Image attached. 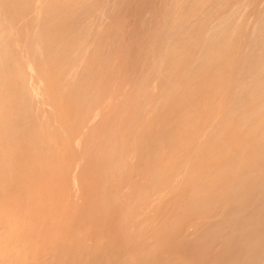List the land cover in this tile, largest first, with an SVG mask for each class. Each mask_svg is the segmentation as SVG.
Instances as JSON below:
<instances>
[{
  "label": "bare ground",
  "instance_id": "6f19581e",
  "mask_svg": "<svg viewBox=\"0 0 264 264\" xmlns=\"http://www.w3.org/2000/svg\"><path fill=\"white\" fill-rule=\"evenodd\" d=\"M210 1L211 0H166V1L164 0V2H163L164 4L162 5L164 7L160 11L158 10L159 12H157V14L156 13L153 14V15H156L155 18L157 20V23L159 22L158 26H152L151 24L148 23V25L146 24V25H143L140 27L141 31L142 30L149 31V29L155 28V31H157L156 33L161 35L162 39L166 38L165 39L166 41L164 40L165 43L162 44L158 49L159 55L154 61V64H156V65H154L152 68H150L149 75H147L145 77V80L143 81L144 88H141L139 90V92L141 94H143L146 91L145 89L147 87V84H149V86L151 85V82L153 81V80H151L152 79L151 76L154 77V75L158 71V69L159 70L161 69V71H163L165 73V79H162L160 86L163 87L162 89H164V90L170 89V91H169L170 93H173V90H171V89H173L172 87L175 86L176 77H178L180 79L181 77L186 76L185 84H183L184 83L183 82L182 83L183 86H181V89L178 88L180 95H182L181 93H183L184 98H185L187 90L189 88L188 86L191 83L198 81L203 76L207 77V75L202 76L200 74V73L203 74V71H201V70H200L201 72L199 71V75H201V76H199L198 73L195 72V70L193 69V65H195V63H198V61H200L202 64H204V63L210 64L212 68L223 67L221 65V62L223 61V59H225L223 56L226 55L228 53V51L231 49V42L236 38H244V36H243L244 32L241 28L242 26L240 25L243 22H242L241 18L233 21V19L228 16L229 15L228 12H226L225 9H223V5L226 2V0H223L222 3H218L219 5H217V6L214 4L209 5L208 3H211ZM86 3H88L87 0H0V16H2L3 19H4V17H6L10 21L12 28L15 29V35L19 36V40L21 37L22 38H24V36L26 37V40L24 38V40L26 42L25 46L27 45V47L25 49H28V47H29V50L25 51L23 54L26 59H24V57L19 53L20 51H18V50H17V52H15L14 50H12V51L10 50L11 52H14V53L10 52L9 54H7V53L5 54L3 52L4 54L1 55V53H0V69L2 68V70L5 71V72L4 71L0 72V81H1L0 86L4 87L0 92V101L3 102L1 104H3V105L6 104L5 106H7L9 108V109H7L8 113L6 111H3V113H6L5 118L1 117V116H4V115H2L3 113L1 114L0 117H1V119H5V121L9 124L7 125L3 120H0V121H2L3 126H4V124H6L5 128L6 127L10 128L11 126H13V127H17L16 129H19V131H17V130L15 131L14 130L15 128H14L13 129L14 132H13V130L10 129L12 131L11 132L8 129V132L10 131V133H8L6 131V134H10V135H7V136H14V138H17V136L20 135L19 132H21V134L23 132L24 134L27 135V136L24 135L27 138L28 133L33 132L34 134H36V135L32 134V137H34V136L35 137L32 138L33 141L32 142L30 141V142L33 143L34 139L36 141V138L37 139L40 138L41 134H37V132L39 133V131L45 125L44 124V118L46 119V117H47L46 114L49 113L42 108V106L46 105V103H44V101L41 98L38 99L36 93L34 92V89L32 90V88H30L31 84L29 81L33 77V73L31 72V68L30 69H29V67L27 68L26 65H28V63L33 59L37 62V64L38 63L39 64L44 63V65L46 64L50 68H59L61 71H66L68 68H70V67H66V66L63 67L64 65L67 64V62L71 61V62L77 63V62L81 61L80 56L83 53H80V52L84 49L85 44L88 43L90 40L93 42L90 35L92 34L91 36H93V33H97V34L103 33L104 30L102 31L101 25H96V22H98L101 19V17L99 15H97L96 9L87 7ZM233 12H236V10H234ZM253 12H254L252 14L253 17L254 18L256 17V28H257L256 33H255L256 37L253 38V40H252L253 43L256 41V47L253 48V51L257 52L259 55H258L257 60L254 58L251 62H249L250 67L246 73V76L245 77L243 76L244 78H242V76L241 77L239 76V80H236L235 85L233 86L232 90L230 92H228L229 97L227 99L223 98L225 94L220 97L219 96L220 93H218L217 91H211L207 87L203 86L204 90H202L201 92L199 91L201 93V95L199 97H197L200 99L199 101H202V106L200 109H198V111H197V109L182 108L183 106H185V105L182 106V104L184 103V100L182 101L183 98L181 99V101L183 103L179 101L181 106H182L181 107L178 104L177 108H179V109L176 108L178 101L176 102L174 107H171V108H173L171 110H170V107H167V106H166L167 108L164 107L163 109H165V110H163V111H165V112H163V111L162 112H163V114H166L168 112V118H169L167 121L168 124H169V122H173V121L177 120L176 118L178 117V120L176 121L177 124H171V125L169 124L170 128L168 127L169 128L168 132L167 131L165 132L166 135H165L164 139H167V142H169V140L171 139L172 142L169 143V147H166V146H168L167 145L168 143L164 142V140H163L164 144L162 143V141L159 142L160 144L159 143H154V144L152 143L153 146L150 148L149 157L145 161H143V165L142 166L140 165L139 168H136V169L133 168L134 169L133 171L129 170L127 162L129 161V157H131V156L128 154L129 151L128 152L126 151L127 149H125V147H127V146H125L124 144H126L127 142H130V145H131V142L133 143V140H131V139L135 140V138H136L134 133L135 132L138 133V131H139L138 129L142 128V127L140 128V126H138V125H141L139 123V122H141L140 120L141 119L143 120V118L147 116V114H146L147 113V106H146L147 104H141V101H140L137 106L133 105V106H136V110L133 111V113H131V112L126 113L125 110H123V112L127 115H125V117H124V115H122L123 119L118 122L120 124L122 121V123H121L122 128H120V126L116 127L115 129L112 128L110 133L106 134V132H105L104 134H102L103 132L102 133L100 132L102 135L98 134L99 136H97L96 133H93V132L90 133V131H91V129H94L93 127L95 125L98 126V124L101 121L99 122V121L95 120L97 122L94 125L92 122V125H90V126H89V124L88 125L86 124L87 120L89 119L91 114L94 112L93 109H92V111L90 110V108L93 105H95L98 109H101L99 107H102V108L105 107V106H103L104 102L102 101L100 103L99 102L100 98L98 99L97 96H99V95H100L99 97L104 96L107 92L102 87H101L102 89H99V86H97V89L91 88V89L83 92L84 103H83L82 111L80 113H78L74 119H71V121H67L66 123L63 122L64 123L63 127H64V129H66V133H68V134L72 133L73 136L76 135V137H75L76 139H77V136L80 139L81 136L85 137L88 133L95 134V136L94 135L89 136V137L94 136V137H92V139L95 138L96 147H93L94 149L91 152L89 150H87V153L89 151L88 160L91 157L93 161H95L98 164H101L100 166L104 165L103 169L101 170V173H103L104 175H108V176L112 177L114 180L116 179L115 182L111 183V184H113V186L108 183L109 187L110 186H112V187H115V186L122 187L123 186V188L126 187V188L130 189L132 187L135 188V186L138 184L140 186V183L142 181L145 182L144 183L145 185L147 184V181L149 183L146 185L147 187L144 185L143 186L144 188L142 187V189H139L140 188L139 187L136 190L134 189L133 191L131 190L130 192L125 193V204L126 205L125 204L124 205L127 207L124 210L123 216L121 215L122 220L119 218L120 219V221H119V219L117 218L118 222H122L121 225L122 224H138V225L141 224L140 229L134 230L131 233V230H129L128 227H126L124 225L123 230H121V229H119L120 231L118 230L119 232L122 231L121 233L116 232V229H114V231H111V233L108 232V230L106 232L107 235L109 236L107 239H110V237H111V238H115L116 240H118L119 246H114L113 248L116 247L117 249L116 248L115 249L118 250L119 253L120 252L123 254L124 253H127V254L128 253L129 254L135 253L134 256L137 255L139 257V259H141V263H142V256L143 257L146 256V259H148L150 256H151V258L156 257V259L158 260V259L162 258L161 257L162 254H166V256H167L168 253H174V252L176 253L177 251H182V253H186L187 255H189V258L186 257L187 260H185L183 262H182V260H180L179 262L177 261V263L175 261V264H264V66L262 67V65H261L262 63H264V15L260 16V11L259 12L253 11ZM205 14H206L208 19L209 18L212 20L215 19L216 22H215V24H212V25L209 24L208 26H206L207 28L204 29V28H201V25L203 24L202 23L203 22L202 21V15H205ZM153 22L155 23V21H153ZM19 23H21V24H19ZM198 26H200V27H198ZM1 27H2V25L0 26V30L2 29ZM107 27H108V25H107ZM6 28H7V26H6ZM16 31H17V33H19V32H26V33H24L23 35H18L16 33ZM155 31H154V33H155ZM5 32H6V30H5ZM1 34H3V33L1 32ZM37 34L43 35L46 39L44 41L34 42L32 40V38H33V36H36ZM7 35H5V36H7ZM9 35L7 36L8 38L12 37V36L9 37ZM0 38H3L2 35ZM37 39L38 40H36V41L40 40L39 38H37ZM244 39L246 40V38H244ZM1 40H4V39H1ZM5 40H6V38H5ZM5 40L3 42H5ZM7 42H8V44L10 43L9 39L6 40V42L4 44H6ZM70 43L73 44V47L66 50L65 49L66 46L68 47V46L72 45ZM8 44H6V45H8ZM241 45H242V43H241ZM25 46H21V47H25ZM5 47L6 46H4V48ZM94 47H96V46L94 45ZM97 47H98V45H97ZM192 47H195L198 50V53H195L194 55L192 54L190 56L184 55L185 51L192 48ZM232 50H234V49H232ZM232 50H230V51H232ZM0 52H2V51H0ZM95 60L97 62V59H95ZM22 62H25L26 65L23 66L24 64ZM157 63H159V64H157ZM239 64H241V63H239ZM3 66H5V67L10 66V67L8 70H5V68H3ZM187 66H189L190 68H186ZM78 67H80V66H78ZM83 67L85 68L84 65H83ZM157 67H158V69H157ZM200 67H201V65H200ZM107 68H108V66H107ZM180 68H182V69H180ZM75 69H73V70L75 71ZM207 69H209V68H207ZM228 69L231 70L230 68H228ZM2 70H0V71H2ZM33 70H36V69H33ZM197 70H199V69H197ZM238 71L239 70H237V72ZM89 72H91V71H89ZM81 73H82V71H81ZM45 74L50 76V74L48 72L46 73V71H44V70L43 71L41 70L38 75L40 76V75H45ZM78 75H76V74L74 75L73 73L70 74L69 76L67 75L68 80H69V84H70V82L72 83L73 81H77L75 78ZM205 77H203V78H205ZM85 78L86 77H84V79ZM104 78H106V77H103V79ZM108 78L110 80V82L108 84H111V82L114 78H111L110 75L108 76ZM178 78H177V80H178ZM215 78L216 77H214L212 79H215ZM41 79L42 78H40V80ZM60 79H62V78H60ZM50 80H51V77H50ZM62 81H63V79H62ZM87 81H88V79H85V82H87ZM96 81L99 82L100 78H99V80H96ZM218 81H219V79H218ZM209 82H210L209 84H213L214 81H211L209 79ZM18 83L22 84V86L23 85L24 86L21 87V85L19 86ZM60 83H62V82H60ZM200 83H203V82L200 81ZM196 84H197V82H196ZM177 85H178V83H177ZM215 85L216 84L214 82L213 86H215ZM18 86H19V88H18ZM47 87H49V86H47ZM176 88H174V89H176ZM65 89H66V87H65ZM147 89L149 90L148 87H147ZM62 90H63V87L61 88V91ZM67 90H68V88H67ZM67 90H65V91H67ZM45 91H46L45 93H47V92H49V93L58 92V94L56 95L57 98L61 92L59 90V88L57 87V85H55L54 88H52V87L46 88ZM69 91H72V90L71 89L68 90V94H69ZM164 93L160 92L159 95H161V94L165 95ZM168 93H167V95H169ZM71 95H72V93H71ZM210 95H213V97L210 98L209 97ZM93 96H94L95 100L93 99ZM66 97H68V96H66ZM105 97H106V95H105ZM181 97L182 96H180V98ZM60 98L62 99V96ZM69 98L72 99L70 95H69ZM79 98L80 97H78V99ZM171 98H173V97H171ZM180 98H179V100H180ZM222 98H223V105L220 106V101L222 100ZM186 99H187V97H186ZM188 99H190V97H188ZM188 99L186 101H188ZM193 99H194V97L192 98V102L193 101L196 102V100H193ZM176 100L177 99L173 100V102ZM11 101L12 102H14V101L18 102L19 101V104H20L19 108L20 109L19 110H18V108L15 109V110H18L15 113L14 112L12 113V111H11L12 109L10 110L12 105L11 104H10L11 106L7 105L9 102L11 103ZM67 101H69V99H67ZM142 101H143V99H142ZM145 101L146 100L144 99V102ZM57 102L60 103L61 101L57 100ZM230 103L231 104L235 103V104L231 105ZM14 104L16 105V103H14ZM14 104H13V106H14ZM62 104L65 105L67 103L63 101ZM62 104L60 107L64 106V105L62 106ZM74 104H76V103H74ZM99 104H102V105L98 106ZM187 104H188V102H187ZM187 104H186V106H187ZM76 105H78V104H76ZM80 105H81V103H80ZM106 105H107L106 107H108V104H106ZM167 105H168V103H167ZM48 106H50V105L48 104ZM0 107H4V106L0 105ZM50 107H52V106H50ZM76 107H78V106H76ZM193 107H195V106H192V108ZM4 108L6 109V107H4ZM4 108H3V110H4ZM153 108L155 109V107H153ZM195 108H197V107H195ZM167 109H169V110H167ZM128 110H129V108H128ZM0 111H2V108L0 109ZM129 111H127V112H129ZM65 112H67V111L65 110ZM117 112L119 113V110ZM123 112L119 113V114H123ZM238 112L239 113L242 112L244 114L243 119L239 120L238 122L236 120L233 121L231 119V117L234 114H237ZM55 113H52V114H55ZM60 113L64 114V110L63 111L61 110ZM110 113H111V111H110ZM103 114H104V112H103ZM105 114H107V113L105 112ZM173 115H176L177 117H175ZM100 116H101V114L99 115V118H100ZM116 116H118V115H116ZM122 116H118V118L120 117L119 119H121ZM157 116L163 120V118L160 115H157ZM163 116H165V115H163ZM253 116H255L256 118L254 119ZM54 117L55 116L51 117V118H53L52 119L53 121L55 120ZM69 117L71 118V116H69ZM60 118H62V117H60ZM66 118L67 117H65V119ZM197 118L202 119L200 121V123L197 122V120H198ZM116 119L117 118L114 117V120H116ZM230 119H231L232 123L237 122L236 127L239 128L238 131H237V129L232 131V129H233L232 127L234 126L235 123L233 124V126L229 125L231 123V121H229ZM49 120H50V118H49ZM101 120H102V116H101ZM151 120L153 121L152 118H151ZM164 120L166 121L167 119H164ZM76 121L79 123L78 125H80V122H81V126L76 127L77 126V125H75V124H77V123H75ZM10 122H12L14 125ZM227 122H228V125L226 124ZM2 123H0L1 126H2ZM68 123L75 125V128L73 129L72 126L70 125V129H68V127H67ZM107 123H110V122H107ZM115 123H117V121H114V125L115 126L119 125L118 123L117 124H115ZM217 123H225L226 125H224V126H231V128L227 127L232 132L229 133L230 135L228 138H226V139L223 138L225 140H223L220 137H222L221 135H224L225 131L227 132L228 129L226 130V127H225L224 129L222 128L220 131H216L215 126ZM50 124H51V120H50ZM50 124H49V126L52 127L53 125L51 126ZM53 124H56V123H53ZM9 125H10V127H9ZM101 125L103 126V123L100 124L99 127ZM146 125H148V122ZM85 126H86V129L88 128L87 129L88 132L83 131V127H85ZM150 126L153 127L152 124ZM150 126H148V127H150ZM158 126H159V124H158ZM158 126H156V127H158ZM54 128H55V126L53 127V129ZM143 128H145V127L143 126ZM56 129L53 131L55 132ZM104 129H106V127ZM119 129H121L123 131L126 130L125 132H127V134H128V132L131 134H129V136L119 137L118 131H121ZM146 129H148V128H146ZM5 130H7V129H5ZM60 130H62V129H60ZM151 131H152V129H151ZM4 133H5V131H4ZM4 133H2L0 131V136H1V134H3L1 136L3 139H5L4 135L6 137V134H4ZM41 133H43L42 130H41ZM62 133H65V131ZM143 133H145V132H143ZM147 133L149 134V132H147ZM55 134L56 133H52V134L50 133L49 137L56 136L57 134L56 135ZM37 135L39 136V138ZM45 135L46 134L41 135L42 136L41 141H39V140L36 141V143L34 145L32 144L33 146L28 141V138H27V140H26V138H24V136H22L23 139H22V137H20V138L22 140L25 139L28 142L27 144L25 143L26 145H29V143H30V145L32 146V148L30 149L32 156L35 155L32 152H38L39 151L40 154L38 153V155H36V158H38L39 155H41L39 157H42V154H41L42 151L41 150H43L42 153H44L45 150H49L50 154L53 152L57 153L58 158H56L55 162L57 164H59L60 166H61V164L64 163V161L66 162V159L71 158V157H73V159H74L75 156L78 157L77 155H78L79 151L76 152L77 149L73 148L72 145L70 146L68 141L62 143V146H63L62 150L61 149L58 150L57 148L52 149L51 146L53 143L51 144L50 147L47 146L50 144L48 141H46V138L48 140V137H47L48 134H47V136H45ZM62 135H64V134H62ZM120 136H121V134H120ZM1 137H0V139H1ZM219 138L221 139V141H219ZM17 139H19V137ZM17 139H15V140L13 139V141H16ZM67 140H69V138ZM70 140H72V139H70ZM16 142H18V141H16ZM95 142H93V143H95ZM50 143H51V141H50ZM70 143H71V141H70ZM11 145H12V143H11ZM55 145L56 144H54V146ZM90 146H92V144H90ZM134 146H135V148H137V146H138L137 143H134ZM120 147L122 149L124 148L123 151L124 150L125 151L122 152L121 150H119ZM138 147L140 148V146H138ZM25 148L27 149V147H25ZM28 148H30V147L28 146ZM84 148H85V145H84ZM86 148H88V147L86 146ZM234 148H236L237 150L239 148L241 150H238L237 153H236V150H235V152H232V151H234ZM26 149H22V150H26ZM81 149H82V147H81ZM191 149H193L192 150L193 152H191ZM254 149H255V152H253ZM118 150L120 152H118ZM28 151H29V149H28ZM230 151L232 152V154H229V153H231ZM45 152H47V151H45ZM125 152H127V153H125ZM136 152H138V151H136ZM26 153H24V154H26ZM81 153L84 156L87 154V153L83 154L82 151H81ZM81 153L79 152V155ZM250 153H253V154L250 155ZM226 154H228L229 156L231 155L230 159L227 158L226 159L227 161L225 163L221 162L222 163L221 165H213V163H219V161H221V160L218 161V159L222 155L224 156ZM18 155L20 156V154H18L16 151H14V150L12 151L11 148L0 149V157H7V158H10L13 161H15L19 158ZM46 155H48V154H46ZM46 155H45V157H46ZM57 155H56V157H57ZM82 155L80 157H82ZM33 157H35V156H33ZM42 159L44 160V158H42ZM52 160L54 161V158ZM74 160L69 159V161H73V163H74ZM244 160L247 161V165L243 166V167L238 166L241 161H243V163H244ZM13 161H12V163H13ZM62 161H63V163H61ZM29 162H30V164L33 163V162L31 163V161H29ZM40 162L42 163V160ZM44 163H46V162L44 161ZM47 164H48V162H47ZM47 164H43V165L45 166ZM12 165L13 164H11L10 166H12ZM65 165L68 167L67 164H65ZM60 166H58L57 170L55 167L52 166L55 171H53V169H51L52 172H49V170H48V172H49L48 174H46V171L44 169H42V171L44 170L45 172L38 170L39 168H40V170H41V168H43L41 166L39 168L36 167L35 169H37V170H33V172L34 171H35V173L39 172V173H41L40 174L41 176L51 175L53 177V179H54V177L56 178L57 176H59L60 177L59 179H61V176H62L63 180H64V178L66 180L65 176L68 173H70L68 171L70 169L74 168V166L71 165L72 167L69 170L67 168L66 173H65L64 167H62L64 165H62L61 167ZM136 166H137V163L135 164V167ZM69 167H70V165H69ZM47 168L50 169L49 167H47ZM6 169L10 171L9 173H12L14 171L16 172V169H14V168H7L6 167ZM27 170H29V168ZM83 170H85V169H83ZM80 172H81V169H80ZM84 172L85 171H83V174H84ZM90 172H89V174H90ZM182 172L183 173L185 172L187 175H190L188 173H191V176H187V177H190V179L185 180V182H181L186 177L185 176V177H183V179L180 178L181 179L180 182H179V179H177L178 182H176V183L173 182L175 180L174 179L175 177H177L181 174L183 176ZM50 173H52V174H50ZM86 173H88V172H86ZM86 173H85V175H86ZM14 174H16V173H14ZM64 174H66V175L63 176ZM95 174H96V172H95ZM7 175H8V179L6 178L7 181L2 182L3 183L2 186L5 185V186L9 187V186L14 185V181H12V180H14L12 178V175L11 174H7ZM31 178H32V175H31ZM39 178H41V177H39ZM45 178H46V176H45ZM45 178H43V180L39 179L40 182L44 181ZM49 178H50V176H49ZM172 178L174 179L173 181L171 180ZM67 179H68V177H67ZM122 179H124V180H122ZM17 180L18 179H16L15 181H17ZM32 180H33V178H32ZM154 180H156V181H154ZM19 181H20V179H19ZM47 181L49 182V179ZM51 181H53V180L51 179L50 182ZM57 181H56V185L58 183ZM61 181H62V179H61ZM59 182H60V180H59ZM62 182H61V185H62ZM143 182H142V184H143ZM46 183L47 182H45V184L43 183V185L46 186ZM40 184H42V183H40ZM82 184H84V183H82ZM37 185H38V183H37ZM43 185H41V187L39 186V188H42ZM66 185H67V183H66ZM85 185L88 186L87 183ZM54 186H55V184H54ZM19 188H20V186H19ZM60 188L62 190L63 186H61ZM21 191H22V189H21ZM167 191L170 192V195L174 194L173 195L174 198L171 196H170V199L166 198L169 200H166L165 202H163V204L165 203V206L163 205L162 208H159V206H158L159 209H157V210L154 209L152 211V213H148V214H146L147 211L145 213L142 210V208L145 207L146 205L152 204L154 199L156 198V196L158 197L162 194L164 195L165 192L168 195ZM113 196L115 197V195H113ZM175 197H176V199H175ZM60 198L61 197H59L58 200ZM171 199H175V200L170 201ZM54 200L57 201V197ZM54 200H52V203L54 202ZM113 200H116V199H113ZM59 202H61V201H58V203ZM117 202H118V200H117ZM159 202H160V200H159ZM232 204H233V206H232ZM43 206H45V204ZM56 206H58V205H56ZM59 206H60V204H59ZM64 206H66V205H64ZM70 206H71V204H70ZM169 206H170V208L174 209L175 213H171L170 216H168L166 214L168 217L165 218L163 215L166 213L165 210ZM170 208H169V210H170ZM71 209H73V208H71ZM50 210H54V209L53 208L51 209V207H50ZM150 210H152V209H150ZM41 211H43V210H41ZM121 211H123V210H121ZM78 212H80V211H78ZM163 212H164V214L162 215V219H160V221L158 222L159 224H157V222L155 220L156 219L159 220L161 213H163ZM171 212H173V210H171ZM19 213H21V212L19 211ZM74 213H75V211H74ZM86 213H87V211H86ZM118 213H119V210H118ZM75 214L78 215V213H75ZM67 215H66V217H68ZM94 216H96V215H94ZM208 216L209 217H218L217 221L215 223H213L211 226H209L210 223H208V224L205 223V224H207L206 226L204 225V223H200L199 220L201 218H203V217L208 218ZM18 217H20V216H18ZM103 217H106V216H104V214H103ZM69 218H71V217L69 216ZM69 218L66 220H69ZM106 218H104V220H106ZM30 219H32V218H30ZM37 219H39V217H37ZM21 221H22V219H21ZM61 221H59V222H61ZM97 221H99V220H97ZM225 221L230 222V223H227ZM59 222H58V224H59ZM216 224H217V226H216L217 229H213ZM225 224H229V225L226 226ZM156 226L163 228L164 230L166 229L165 233L163 230V234L158 235L157 231L161 232L162 229L156 230L155 229V228H157ZM168 227H171V228H168ZM90 228H92V227H90ZM111 230H112V228H111ZM202 234H207V236L208 235L211 236L210 238L208 237L207 244L201 243L200 242L201 239H200V241L197 239L200 236L202 237ZM227 234H229V235L227 236ZM102 236H104V235H102ZM130 236H133L132 239H135V242L134 241H133V243L130 242V240H129ZM205 238H204V240H205ZM209 239L212 241H210ZM116 240H115V242H116ZM217 241L221 242V244H220L221 245L220 246L221 252H220V254L216 253L217 255H214L215 252L213 253V252H210L209 250H211L213 247L216 246L215 244ZM166 243H167V245H169V247L166 246ZM218 243H217V245H218ZM158 244L159 245L165 244L166 250H162V251L158 252L159 251V249H158V251H156L155 249L157 248ZM142 245H143V247H142ZM104 246H106V245H104ZM167 247H168V249H167ZM97 252L101 253V250L100 251L97 250ZM118 252L115 254H111V255H116V254H118ZM88 253H89V251H88ZM104 253H105V251H104ZM101 254L102 255L99 254V256H101L102 259L106 258V256L104 257L103 253H101ZM106 254H109V253H106ZM90 255H92V254H90ZM121 255H119V256H121ZM123 256H125V255H123ZM131 256H133V255L131 254ZM170 256H169V259H170ZM115 257H117L116 259L117 260L119 259V261H116L115 263L113 261L114 264H119L118 262L123 261V260L121 261V258H118L117 255L114 256L113 258H115ZM151 260L152 259H150L149 261H151ZM155 260H153V261H155ZM136 261H138V259ZM143 261H144L143 262V264H144L145 259H143ZM161 261L163 262V259ZM124 262L126 263V260ZM162 262H160V263L161 264H167V262L164 263L165 261L163 263ZM99 263L102 264V262H99ZM138 263L141 264L140 262H138ZM146 264H147V260H146ZM155 264H158V262H156ZM171 264H174V263H171Z\"/></svg>",
  "mask_w": 264,
  "mask_h": 264
},
{
  "label": "rangeland",
  "instance_id": "374dc122",
  "mask_svg": "<svg viewBox=\"0 0 264 264\" xmlns=\"http://www.w3.org/2000/svg\"><path fill=\"white\" fill-rule=\"evenodd\" d=\"M87 1L89 4L86 3V6L89 8L96 9L97 15H99L101 17V19L98 22H96V25H101V29H102V31L103 30L104 31L101 34L93 33L94 37L91 36L92 34L90 35L93 42L90 40L88 43L85 44L84 49L80 52V53H83L80 56V58H81L80 62H77V63L71 62V61L67 62V64L64 65L63 67L66 66V67H70V68H68V69L66 68L67 69L66 71H61L59 68H50L46 64L44 65V63L43 64L42 63L37 64V62L33 59L28 63V65H26L25 62H22L24 64L23 66L26 65L27 68L28 67H29V69L31 68V72L33 73V77L29 81L31 84L30 88H32V90L34 89V92L36 93L37 98L38 99L41 98L44 101V103H46V105H47V106L46 105L42 106V108L49 113L46 114V116H47L46 119L44 118V124L45 125L42 127L41 130L44 134H46L45 136H47V134H48V136H47L48 140L46 137L45 138H46V141H48L50 145H47V146L50 147L51 144L53 143L51 146L52 149L57 148L58 150H60V149L62 150L63 149L62 143L68 141L70 146L72 145L73 148L77 149L76 152L79 151L81 153V151H82L84 154V153H87V150H89L90 152L93 151V149H94L93 147H96L95 138L92 139V137L95 136V134H93V133H96L97 136H99V135L104 134L105 132H106V134L110 133L112 128L115 129L116 127H119V126H120V128H122V126H121L122 121L120 124L118 122L123 119L122 115H124V117H125V115H127L123 112V110H125L126 113H130V112L133 113V111L136 110V106L141 101V104H147L146 105L147 106V113H146L147 116L144 117L143 120L139 119L142 122V123L139 122L142 126L141 125H138V126H140V128L141 127L142 128L138 129L139 130L138 133H136V132L134 133L136 138H135V140L131 139V140H133V143L131 142V145H130V142H127L126 144H124L125 146H127V147L124 146L125 149H127L126 151L127 152L129 151L128 154L132 157V158L129 157V161L127 162L128 168L130 171H133L134 169L139 168L140 165L141 166L143 165V161H145L149 157L150 148L153 146L154 143H159L161 141L163 143V140H164V142H167V139H164V137L166 135L165 132L166 131L168 132L171 124H177L176 121L178 120V117L176 115H173V116L177 117L176 118L177 120H175L173 122H169L170 125L168 124V122H167L169 119L168 118V112L166 114H163V112H165V111H163V110H165V109H163L164 107L165 108L170 107V110H171V109H173L171 107H174L176 102L178 101L177 106H176V108H177L178 104L181 106L180 102H182L184 100V103L182 102L183 103L182 106L183 105L186 106L187 102H188V104L186 107L181 106L182 108L197 109V111H198V109H200L202 106V101H199L200 99L197 97H199L201 95L200 92L202 90H204V87H207L211 91H217L218 93H220V95H219L220 97L225 94L223 98L227 99L229 97L228 92H230L232 90L233 86L235 85L236 80H239V76L240 77L242 76V78H244L246 76V73L250 67L249 62H251L254 58L256 60L258 59L259 54L255 51H253V48L256 47V41L253 43L252 40H253V38L256 37L255 33H256L257 28H256V17L254 18L252 14L254 13L253 11H255V12L260 11V16L264 15V0H226V2L223 5V9H225V11L228 12V14H229L228 16L231 17L233 19V21L238 20L239 18L242 19L243 23L240 25L242 26L241 28L244 32L243 36H244V38H246V40L244 38H236L231 42V49L230 50H232V49H234V50H232L233 52L229 50L228 53L223 56L225 58L221 62V65L223 67L212 68L210 64H208V63L202 64L200 61H198V63H195V65H193V69L195 70V72H197L199 75V71L201 70V71H203V74L202 73H200V74L202 76L207 75V77L203 76L205 78L201 77L199 79L203 83H200V81L198 80V81H196L197 84H196V82H193L188 86L189 88H188L187 93H186L187 99H188V97H190V99H188V101H186L187 100L186 97L184 98L183 93H181L182 95H180L179 89H178V88L181 89V86H183V84H185L186 76L181 77L182 79L181 78L179 79L178 77H176V81H175L176 83L174 82L175 86L172 87L173 89H171V90H173V93H170L169 92L170 89L164 90V89H162L163 87L160 86L162 79H165V73L163 71H161V69L159 70L158 67H157V69L159 72L157 71L155 73L154 77L151 76V78H152L151 80H153L151 82V85L149 86V84H147V87L149 88V90L145 86L146 87V89H145L146 93L144 92L145 94L144 93L141 94L139 92V90L141 88H144L143 81L145 80V77L147 75H149L150 68H152L154 65H156V64H154V61L159 55L158 49L162 44L165 43L166 38L162 39L161 35L156 33L157 31H155V28H151V29H149V31H146V30L141 31L140 27L143 25H146V24L148 25V23L151 24L152 26H158L159 22L157 23V20L155 18L156 15H153V14H155V13L157 14V12H159L164 7V6H162L164 4L163 3L164 0H87ZM210 2L211 3H208L209 5L214 4L217 6V5H219L218 3H222L223 0H211ZM234 10H236V12H233ZM153 21H155V23ZM202 21H203L202 22L203 24L201 25V28H204V29L207 28L206 26H208L209 24L212 25V24H215V22H216L215 19H213V20L210 18L208 19L206 14L202 15ZM19 24H21V23H19ZM1 25H2V27H1L2 29L0 30V37H1V35L3 37V38H0V41H1L0 42V44H1L0 45V49H1L0 51H2V52H0L1 55H3L4 53L9 54L12 50H14L15 52H17V50H18V51H20L19 53L24 57V55H23L24 52L29 50V47H28V49H25L27 47V45L25 46L26 37L24 36L25 40L22 37L19 40V36L15 35V29L12 28L10 21L6 17H4V19H3V17L0 16V26ZM107 25H108V27H107ZM6 26H7V28H6ZM198 27H200V26H198ZM5 30H6V32H5ZM154 31H155V33H154ZM1 32L4 35L1 34ZM16 33H17V31H16ZM24 33H26V32H19L17 34L23 35ZM7 34L8 35L10 34L9 37L12 36V37H10L11 39L7 37L8 36ZM5 35H7V36H5ZM5 38H6V40L9 39V41H10L9 44H8V42L6 43L8 45L4 44L6 42ZM37 38H39L40 40L36 41V40H38ZM1 39H4L5 42H3L4 40H1ZM45 39L46 38L40 34H37L36 36H33V38H32V40L34 42L44 41ZM241 43H242V45H241ZM70 44H72V43H70ZM94 45L96 47H94ZM97 45L99 48L97 47ZM4 46H6V47L4 48ZM21 46H25V47H21ZM71 47H73V44L71 46H68V47L66 46L65 49L68 50ZM11 53H14V52H11ZM195 53H198V50L195 47H192V48L186 50L184 55L190 56L192 54L194 55ZM24 59H26V58L24 57ZM95 59H97V62ZM239 63H241V64H239ZM157 64H159V63H157ZM83 65L85 66V68L83 67ZM200 65H201V67H200ZM261 65L263 67L264 63H262ZM78 66H80V67H78ZM107 66H108V68H107ZM6 67L3 66V68H5V70H8L10 66H8L7 68ZM186 68H190V67L187 66ZM207 68H209V69H207ZM228 68H230L232 71L229 70ZM33 69H36V70H33ZM73 69H75V71ZM180 69H182V68H180ZM197 69H199V70H197ZM0 70H2V68ZM39 70L40 71L44 70V71H46V73L48 72L50 74V76H48L46 74H45L46 76L45 75L39 76L38 75L40 72ZM88 70L91 72H89ZM237 70H239V71L237 72ZM3 71L4 70H2L0 72H3ZM81 71H82V73H81ZM72 73L74 75L75 74L76 75L79 74V75L75 78L77 81H73L72 83L70 82V84H69V80H68L67 75L69 76ZM109 75L111 78H114L112 80L111 84H108L110 82V80L108 78ZM201 75H199V76H201ZM50 77H51L52 81L50 80ZM84 77H86L85 79H88V81H87L88 83L85 82ZM103 77H106V78H104L105 80L103 79ZM211 77L212 78L216 77V78L212 79ZM40 78H42V79L40 80ZM60 78H62L63 81ZM99 78H100V81L99 82L96 81V80H99ZM177 78L179 81L177 80ZM209 79L211 81H214L216 85L213 86L214 82H213V84H209L210 83ZM218 79H219V81H218ZM59 81L62 83H60ZM177 83H178V85H177ZM54 84L57 85V87L59 88L60 91H61V88L63 87V90L60 92L58 98L56 97L58 92H53V93L47 92V93H45L46 92L45 89L49 88V87L54 88V86H55ZM0 85H1V81H0ZM18 85L19 86L21 85V87L24 86V85L22 86V84H19V83H18ZM19 86H18V88H19ZM47 86H49V87H47ZM97 86H99V89L103 88L107 92L105 94L106 97H105V95L101 96V97H99L100 95L97 96L98 99L100 98V100H99L100 103L102 101L104 102L103 106H105V107L104 108L99 107L101 109H98L95 105H93L90 108V110L92 111V109H93L94 112L91 114V116L87 120L86 124L87 125L89 124V126H90V125H92V122H93V125L97 121H99V122L101 121V122L98 124V126L95 125L93 127L94 129H91L90 133L93 132L92 134L88 133L85 137L81 136V138H80L81 140L77 136V139H76L75 138L76 135L73 136L72 133H69V134L66 133V129H64L63 125L67 121H71V119H74L75 116L82 111L83 103H84L83 92H85L91 88L97 89ZM65 87H66V89H65ZM0 88H1L0 89V92H1V90L4 87L0 86ZM67 88H68V90H70V89L72 90V91H69V94H68ZM174 88H176V89H174ZM64 89L67 91H65ZM160 92L161 93L165 92L164 93L165 95H163V94L159 95ZM71 93L73 96L71 95ZM167 93L169 95H167ZM69 95L71 96L72 99L69 98ZM61 96H62V99L60 98ZM66 96H68V97H66ZM180 96H182V97L180 98ZM78 97H80V98L78 99ZM171 97H173V98H171ZM193 97H194L193 100H196V102L195 101L192 102ZM209 97L212 98L213 95H210ZM179 98H180V100H179ZM223 98L220 101V106L223 105ZM67 99H69V101H67ZM93 99L95 100L94 96H93ZM142 99H143V101H142ZM144 99L146 100L145 102H144ZM175 99H177V100L173 102V100H175ZM181 99H182V101H181ZM57 100L61 101L60 102L61 104L63 103V101L67 103L65 105L62 104V106L64 105L63 107L65 109L63 107H60L61 104L59 102H57ZM1 103H3V102L0 101V105L6 107V109L4 107H0V109L2 108V111H0V116L3 113V111L7 112L8 111L7 109H9L7 106H5L6 104L3 105ZM12 103L13 104L16 103V105L14 104V106H13ZM74 103H76L78 105H76ZM80 103H81V105H80ZM167 103H168V105H167ZM48 104L52 107L48 106ZM106 104H108V107H106L107 106ZM233 104H235V103H233ZM233 104H231V105H233ZM7 105L11 106L10 110L12 109L11 110L12 113L17 112L20 109L19 108V106H20L19 101L18 102H15V101L12 102L11 101V103L9 102ZM100 105H102V104H99L98 106H100ZM133 105H136V106H133ZM76 106H78V107H76ZM192 106H195L197 108H195V107L192 108ZM153 107H155L156 110ZM3 108H4V110H3ZM17 108H18V110H15ZM128 108L130 111L128 110ZM60 109L62 111L64 110V114L60 113L61 112ZM177 109H179V108H177ZM65 110L67 112H65ZM118 110H119V113L123 112V114H119L117 112ZM167 110H169V109H167ZM110 111H111V113H110ZM127 111H129V112H127ZM103 112H104V114H105V112L107 114L104 115ZM52 113H55V114H52ZM5 114L6 113H3L2 115H4V116H1V117L5 118ZM100 114L102 116V120H101V116L99 118ZM116 115L122 116V118L119 119L120 117L118 118V116H116ZM157 115H160L163 118V120L164 119H167V120L163 121ZM163 115H165V116H163ZM50 116L51 117L55 116L54 117L55 120L53 121L52 120L53 118H51ZM69 116H71V118ZM1 117H0V120H3L8 125L9 123H7L5 121V119H1ZM60 117H62V118H60ZM65 117H67L66 118L67 120L65 119ZM114 117H116L117 119L114 120ZM243 117H244V114L242 112H240V113L238 112L237 114H234L231 117V119L233 121L236 120L238 122L239 120H242ZM253 117H254V119L256 118L255 116H253ZM49 118L51 120V124H50ZM151 118L153 119V121L151 120ZM197 119L199 120V121L197 120L198 123H200V121L202 120L201 118H197ZM231 119L229 121H231ZM95 120H97V121H95ZM114 121H117V123L119 125L115 126ZM52 122L56 123V124H53ZM107 122H110V123H107ZM147 122H148V125H146ZM149 122L150 123L152 122L151 124L153 125V127L150 126L151 124ZM237 122L232 123V121H231L232 124L231 123L229 124V125L233 126V124L235 123L234 126L232 127L233 128L232 131L236 130V129L238 131L239 128L236 127ZM0 123H2V121H0ZM10 123H12V122H10ZM71 123L67 124L68 129H70V125L72 126L73 129L75 128V125H77L76 127L81 126V122H80V125H78L79 123L77 121L75 122V123H77L75 125H73ZM102 123H103V126L101 125L99 127V125ZM117 123H115V124H117ZM6 124H4V126H3V123H2V126L0 125V131L2 133H4V131H5L4 134H6V131L8 132V129L13 130L14 128H15L14 129L15 131L16 130L19 131V129H16L17 127H13V126L10 127L11 124L9 125L10 128H7V127L5 128ZM49 124L51 126L52 125L53 126L50 127ZM158 124H159V126H158ZM226 124L228 125V122ZM226 124L225 123H217L215 126L216 131H220L222 128L224 129L225 127H226V130L228 128H231V126H224ZM54 126H55V128L53 129ZM143 126L145 128H143ZM148 126H150L151 128ZM156 126H158V127H156ZM105 127H106V129H104ZM4 128L7 130H5ZM146 128H148V129L150 128V129L148 130ZM55 129H56V131L54 132L53 130H55ZM60 129H62V130L64 129V130L62 131ZM87 129H86V126L83 127L84 132H88ZM143 129L144 130L146 129V130L144 131ZM151 129H152V131H151ZM14 130H13V132H14ZM41 130L40 131L38 130L39 133L37 132V134L44 135L43 133H41ZM119 130H121V129H119ZM10 131L8 133H10ZM64 131H65V133H62ZM125 131L126 130L118 131L119 137L129 136V134H131L129 132L127 134V132H125ZM232 131L228 129L227 132L225 131L224 135H221L222 137H220V138H222V139L228 138L230 135L229 133H231ZM100 132L101 133L103 132V133L101 134ZM143 132H145V133H143ZM147 132H149V134ZM19 133H20V135L17 136V138L19 137V139L14 138V136H7L10 134H6V137L8 139L5 137V135H4L5 139H3L1 137L3 134H1V136H0L1 137L0 149L11 148L12 151L14 150L18 154H20V156L18 155L19 158L15 161H13L12 159L7 158V157H0V166H1L0 167V264H75V263L76 264H100L99 262H102V264H106L107 262L109 264L110 263L114 264L116 261H119V259L118 260L116 259L117 257L113 258L116 255L118 256V258H121V261L123 260L122 262H118L119 264H127V263L128 264H139L138 262L141 263V259H139V257L137 255L134 256L135 253H131L134 256L133 257L129 253L128 254L127 253L123 254L121 252L119 253L118 250H116L117 249L116 247H115L116 249L113 248L114 246H119L118 240H116L115 238H111V237H110V239H107L109 236L107 235L106 232L108 230V232L111 233V231H114V229H116V232H119L120 231L119 229L123 230L124 225L126 227H128L129 230H131V233L134 230L140 229L141 224H139V225L138 224H122L121 225L122 222H118L117 218L121 219V215L123 216L124 210L127 207V206H125L126 205L125 204V193H128L131 190L133 191L134 189L136 190L139 187H140L139 189H142V187L145 185L144 184L145 182L142 181L143 184L141 182L140 186L138 184L135 186V188L132 187L130 189H128L126 187L123 188V186L122 187H118V186L112 187L113 184H111V183L115 182L116 179L114 180L112 177H110L108 175H104L103 173H101V170L103 169L104 165L100 166L101 164H98L95 161H93L91 157L88 160L89 151L85 156L82 155V153L79 155V152H78V155H77L78 157L75 156V158H74L75 160L73 159V157L66 159V162L64 161V163L67 164L68 167L63 163V161L61 162V163H63V164H61V166L64 165L62 167H64L65 173L67 172V168L69 170L72 166H74V168H72L68 171V172H70L67 174L68 176L66 174L63 175V176L66 175L65 176L66 180H65V178L63 180V178L61 176V179L63 182L61 181V179H59L60 178L59 176H57L58 178L54 177V179L51 175H49L50 178L47 175L41 176L40 175L41 173H39V172L35 173V171L33 172V170H37L35 168L36 167L39 168L40 166L43 168H41V170L39 168L38 170L42 171V169H44L46 171V174H48L49 172H52L51 169H53V171H55L53 167H55L57 170L58 166H60L59 164H57L55 162L56 158H58L57 153L53 152V153H51L52 154L51 155L49 150H45L47 152L44 151V153H42L43 150H41L42 152L41 151L40 152L42 154V157H39V156H41V155H39L38 158H36V155H38L39 151L38 152H32L33 154H35V155H33L35 157H33L31 155L30 149L36 143V141H38V140L41 141L42 136L40 135V138H39V136L37 135L39 139L36 138V141L34 139V142L31 143L33 141L32 138L35 137V136L32 137V134L33 135H36V134H34L33 132L28 133V137H27L28 141L29 142L31 141L30 142L31 145L33 144L31 146L30 143H29V145H26L28 142L26 141L27 138L25 136H27V135L24 134L23 132H22L23 135L21 134V132H19ZM50 133L51 134L56 133L57 135L55 134L56 136L49 137ZM62 134H64V135H62ZM120 134H121V136H120ZM145 134L146 135L148 134V135L146 136ZM91 135H94V136L89 137ZM22 136H24V138H26V140L25 139L22 140L23 139ZM20 137H22V139ZM68 138H69V140H67ZM220 138H219V141H221ZM13 139L14 140L17 139L16 141H18V142L13 141ZM70 139H72V140H70ZM225 139H223V140H225ZM49 140L51 141V143ZM70 141H71V143H70ZM10 142L12 143V145ZM93 142H95V143H93ZM171 142L172 141L170 139L169 142H167L168 146H166V145L165 146L169 147V143H171ZM134 143H137V145L140 146V148L138 146H137V148H135ZM54 144H56V145L54 146ZM90 144H92V146H90ZM84 145H85V148H84ZM28 146L30 148H28ZM86 146L88 148H86ZM25 147H27V149ZM81 147H82V149H81ZM120 148H119V150H121L122 152L125 151V150L123 151L124 148L123 149L122 148L120 149ZM22 149H26V150H22ZM28 149H29V151H28ZM193 149H191V152H193L192 151ZM119 150H118V152H120ZM235 150L237 153L238 150H241V149L238 148V150H237L236 148H234V151H232V152H235ZM136 151H138V152H136ZM127 152H125V153H127ZM232 152L229 154H232ZM253 152H255V149ZM24 153H26V154H24ZM44 154L45 155L48 154V155H46V157H45ZM252 154L253 153H250V155H252ZM56 155H57V157H56ZM81 155H82V157H80ZM226 155H224V156L222 155L218 159V161L219 160H221V161H219V163H213V165H221L223 162L225 163L227 161L226 159L227 158L230 159V156H231V155L229 156L228 154H226ZM39 158L42 160V163L40 162L41 160ZM42 158H44V160ZM53 158H54V161L52 160ZM69 159L74 160L75 164L73 163V161H69ZM12 161H13V163H12ZM29 161H31V163L32 162L33 163L30 164ZM44 161L46 163H44ZM47 162H48V164H47ZM136 163H137V166L135 167ZM242 163H243V161H241L238 166L243 167V166L247 165L246 160H244L243 164ZM11 164H13V165L10 166ZM43 164H47L48 166L47 165L44 166ZM69 165H70V167H69ZM6 167L7 168H14V169H16V172L15 171L12 172L13 174L9 173L10 171L7 170ZM47 167H49L50 169H48ZM28 168H29V170L30 169L31 170L30 171L27 170ZM80 169H81L82 173L80 172ZM83 169H85V170H83ZM44 170L42 172H45ZM48 170H49V172H48ZM83 171H85L84 174H83ZM86 172H88V173H86ZM89 172H90V174H89ZM95 172H96V174H95ZM14 173H16V174H14ZM85 173H86V175H85ZM7 174L12 175V178L14 179V180H12V181H14V185L9 186V187L4 185L5 186L4 187V186H2L3 185L2 182L7 181V179H8ZM50 174H52V173H50ZM188 174H190V175H187L184 172L183 176L181 174L175 178L173 177L175 180L173 178L171 180L172 181L174 180L173 182L176 183V182H178L177 179H179V182H180L181 179H183V177L186 176L181 181V182H185V180L190 179V177H187V176H191V173H188ZM31 175H32L33 180L31 178ZM45 176H46V178H45ZM39 177H41V178H39ZM67 177H68V179H67ZM43 178H45L44 181L40 182L39 179L43 180ZM16 179H18V180L15 181ZM19 179H20V181H19ZM46 179L47 180L49 179V182L51 179L53 181H51L49 183ZM59 180H60V182H59ZM122 180H124V179H122ZM38 181L42 184H40ZM56 181L58 182L57 185H56ZM154 181H156V180H154ZM45 182H47L46 186L43 185V183L45 184ZM52 182L55 184L56 187L54 186V184ZM61 182H62V185H61ZM37 183H38V185H37ZM66 183H67V185H66ZM82 183H84V184H82ZM86 183L88 184V186L85 185ZM108 183L112 186L109 187ZM147 184H149L148 181H147ZM41 185L44 186V187L42 186L43 189L39 188V186L41 187ZM19 186H20V188H19ZM61 186H63L62 190L60 188ZM21 189H22V191H21ZM167 193H168V195L165 192L164 195L162 194L158 197L156 196L157 199L155 198L156 200L154 199L152 204L146 205L145 207L142 208V210L145 213L147 211L146 214H148V213H152V211L154 209L157 210L159 208H162L163 205L165 206V203L163 204V202H165L166 200H169L170 196L173 197V195H174V194L170 195L169 191H167ZM113 195H115V197ZM56 197H57V201L54 200V199H56ZM59 197H61L62 199L60 198L58 200ZM166 198H169V199H166ZM113 199H116V200H113ZM158 199L160 200V202ZM175 199H176V197H175ZM175 199H171L170 201H174ZM52 200H54L53 203H52ZM117 200L119 203L117 202ZM58 201H61V202L58 203ZM44 204H45V206H43ZM59 204H60V206H59ZM70 204H71V206H70ZM56 205H58V206H56ZM64 205H66V206H64ZM158 206H159V208H158ZM232 206H233V204H232ZM50 207H51V209L53 208L54 210H50ZM71 208H73V209H71ZM169 208H170V206L166 208L165 214H164L165 211L163 213H161L159 220L158 219L155 220L157 222V224H159L158 222L160 221V219H162L163 214H164L163 216L166 218V217L170 216L171 213H175L173 208H170V210H169ZM150 209H152V210H150ZM41 210H43V211H41ZM118 210H119V213H118ZM121 210H123V211H121ZM171 210H173V212H171ZM19 211L21 213H19ZM74 211H75V213H78V215H76L74 213ZM78 211H80V212H78ZM86 211H87V213H86ZM103 214L107 218L103 217ZM66 215L68 217H66ZM94 215H96V216H94ZM18 216H20L21 218ZM69 216L71 218H69ZM37 217H39V219H37ZM30 218H32V219H30ZM68 218H69V220L70 219L71 220L70 221L66 220ZM104 218H106V220H104ZM217 218L218 217H209L208 216V218L203 217L199 221H200V223H204L205 226L208 223H210L209 226H211L213 223H215L217 221ZM21 219H22V221H21ZM120 219H119V221H120ZM97 220H99V221H97ZM59 221H61V222H59ZM58 222H59V224H58ZM225 222H227V221H225ZM205 223H207V224H205ZM227 223H230V222H227ZM225 225L228 226L229 224H225ZM216 226H217V224L215 225V227L213 229H217ZM90 227H92V228H90ZM156 227H157V228H155L156 230L162 229L161 232L157 231L158 235L163 234L164 229L160 228L158 226H156ZM111 228H112V230H111ZM168 228H171V227H168ZM165 230H164V233H165ZM121 232H119V233H121ZM102 235H104V236H102ZM228 235L229 234H227V236ZM132 237L133 236H130V238H129L131 243H133V241L135 242V239H132ZM208 237L210 238L211 236H209V235L207 236V234H202V237L200 236L197 239L199 241L201 239V241H200L201 243L207 244ZM204 238H205V240H204ZM115 240H116V242H115ZM210 241H212V240H210ZM218 242L219 241H217L215 244L216 246L211 249L212 251L209 250L210 252H213V253L215 252L214 255L220 254V252H221V247H220L221 242H219V243ZM217 243H218V245H217ZM104 245H106V246H104ZM166 246L169 247V245H167V243H166ZM166 246H165V244H161V245L158 244L157 248L156 249L154 248V249L156 251H158V249H159L158 252H160L162 250H166ZM142 247H143V245H142ZM168 247H167V249H168ZM97 250L98 251L101 250V253H103L104 257L106 256V258L102 259V257L99 256V254L100 255H102V254L100 252H97ZM88 251H89V253H88ZM104 251H105V253H104ZM117 252L119 255H121V254L122 255L121 256H119L118 254L111 255V254H115ZM106 253H109V254H106ZM90 254H92L93 256ZM123 255H125V256H123ZM169 256H170V259H169ZM161 257L162 258L157 260L156 257L151 258V256H150L149 258L152 260L149 261L150 260L149 258L146 259V256H144V257L142 256V263L141 264H143V262H144L143 259H145L144 264H146V260H147V264H151V263L155 264L156 262H158V264H161L160 262H162L161 261L162 259H163V262L165 261L164 263L167 262V264H171V263L175 264V261L177 263V261L179 262L180 260H182V262L187 260L186 257L189 258V255H187L186 253H182V251H177L176 253L175 252L174 253H168L167 256H166V254H162ZM136 258L138 259V261H136L137 260ZM125 260H126V263L124 262ZM153 260H155V261H153ZM113 261H114V263H113Z\"/></svg>",
  "mask_w": 264,
  "mask_h": 264
}]
</instances>
